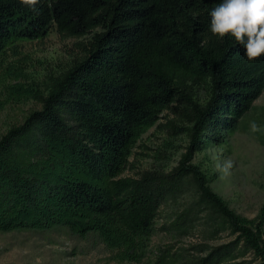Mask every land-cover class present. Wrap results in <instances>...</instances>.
<instances>
[{
	"label": "trees",
	"instance_id": "obj_1",
	"mask_svg": "<svg viewBox=\"0 0 264 264\" xmlns=\"http://www.w3.org/2000/svg\"><path fill=\"white\" fill-rule=\"evenodd\" d=\"M220 0H0V53L16 27L63 38L91 35L84 55L52 80L40 104L0 137V231L96 234L133 259L162 207L192 197L163 231L190 237L191 249L159 251L152 264H264L262 222L230 210L190 165L219 145L264 90V56L249 61L234 38L210 31ZM196 90L208 94L200 104ZM183 123L187 154L171 172L123 177L132 150L164 111ZM172 129H179L169 122ZM221 235L228 242L211 246Z\"/></svg>",
	"mask_w": 264,
	"mask_h": 264
},
{
	"label": "rangeland",
	"instance_id": "obj_2",
	"mask_svg": "<svg viewBox=\"0 0 264 264\" xmlns=\"http://www.w3.org/2000/svg\"><path fill=\"white\" fill-rule=\"evenodd\" d=\"M91 35L63 38L54 26L47 29L16 27L0 53V137L10 128L20 125L40 104L27 97L24 91L46 96L53 79L66 73L84 55ZM200 104L208 101V94L196 90ZM169 122L179 129H172ZM251 122L260 131L253 133ZM183 123L166 110L161 119L136 142L129 159L131 165L123 177H138L144 171L169 173L187 154L190 139L180 132ZM231 158V175L221 179L218 162ZM190 165L198 171L216 194L234 213L261 222L264 205V90L251 109L240 119L219 145L207 144L192 155ZM192 197L189 190L176 203L161 208L149 236L143 238L133 259H121L117 251L108 249L94 233L84 236L64 226L46 230L19 229L0 231V264H152L160 250L173 252L191 249L202 243L201 229L190 237L164 232L163 225L172 221L175 212ZM264 239V220L262 222ZM221 235L211 246L228 242Z\"/></svg>",
	"mask_w": 264,
	"mask_h": 264
},
{
	"label": "clouds",
	"instance_id": "obj_3",
	"mask_svg": "<svg viewBox=\"0 0 264 264\" xmlns=\"http://www.w3.org/2000/svg\"><path fill=\"white\" fill-rule=\"evenodd\" d=\"M20 2L35 10L38 0ZM210 17V31L214 36L234 38L249 61L264 56V0H220ZM250 129L253 133L261 130L255 122H251ZM233 167L231 158L216 164L221 179L229 177Z\"/></svg>",
	"mask_w": 264,
	"mask_h": 264
}]
</instances>
